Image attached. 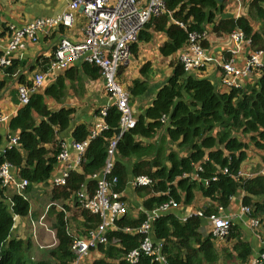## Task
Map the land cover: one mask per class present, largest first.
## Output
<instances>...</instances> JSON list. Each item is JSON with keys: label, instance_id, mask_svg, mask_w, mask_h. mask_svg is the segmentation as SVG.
Wrapping results in <instances>:
<instances>
[{"label": "trees", "instance_id": "1", "mask_svg": "<svg viewBox=\"0 0 264 264\" xmlns=\"http://www.w3.org/2000/svg\"><path fill=\"white\" fill-rule=\"evenodd\" d=\"M248 3L245 16L217 19L225 0H165L167 11L146 24L139 40L150 37L149 28L166 31L169 40L161 46V52L168 56L187 44L190 32H203V25L212 21L216 34H229L240 29L252 40L254 50H264V0H248ZM170 16L173 22H170ZM252 22L260 23L259 31L254 29ZM52 61L53 56L42 55L35 63L42 69L41 73L46 74ZM20 67H30L28 60L14 58L10 66L2 68L5 75L0 79V97ZM78 68L91 78L101 76L99 67L90 63L68 68L65 76H60L43 93L32 95L29 103L22 105L10 120L9 129L18 131V136L11 134L5 138L0 135V150L4 140H8L4 155L0 157V166L11 163L30 183L25 194L17 192L11 202L6 189L0 187V264H72L74 236L68 228L67 212L77 208L88 229L100 223L98 214L81 206L78 192L86 189L93 194L98 187L97 177L104 172L110 140L117 135L121 119V112L114 104L105 106V115L103 108L98 110L97 116L105 123L98 135L91 136L93 129L87 123L77 124L72 131L73 142H88V147L81 157V171L69 170L65 184H55L51 188L48 216L53 221L58 245L49 251L47 258L30 262L24 241L12 237L14 218L27 216L30 212L27 194L31 186L53 176L65 143L60 134L71 127L74 119V108L52 109L46 98L60 102L69 97L65 77L75 79ZM259 70L260 77L255 86L220 92L210 79L189 75L180 61L175 63L173 76L160 88L152 105L138 115L135 126L119 138L113 169L106 174L111 190L119 194L128 185L129 163L133 162V176L149 177L150 184L135 188L136 195L143 199V209L134 216L133 207L130 209L129 206L127 213L116 220V228L106 234L107 243L97 246L104 256L93 264H158L154 256L143 251L136 262L128 259L132 251L140 248L145 236L139 231L127 232L125 229L139 228L150 212L171 200L177 204H191L197 191L215 202L201 210L202 215L195 214L182 221L169 211L152 222L156 242H163L162 253L167 264H217L220 252L216 237L202 234V217L216 215L220 208L227 207L240 189L246 193L245 204L254 206L259 213L264 211V203L255 201V197L264 198V174L248 178L241 174L251 145L264 150V66ZM145 90V82L135 81L131 94L136 96ZM160 130L166 132L169 143L182 152L168 151V143L164 140L162 147L140 140L152 138ZM13 137H17V144L11 142ZM114 179L115 183L112 182ZM120 199L126 200L125 197ZM71 202L73 206H70ZM58 205L63 209L58 210ZM234 249L236 256L225 250L229 264L233 260L234 264L247 262L250 246L239 240Z\"/></svg>", "mask_w": 264, "mask_h": 264}, {"label": "crops", "instance_id": "2", "mask_svg": "<svg viewBox=\"0 0 264 264\" xmlns=\"http://www.w3.org/2000/svg\"><path fill=\"white\" fill-rule=\"evenodd\" d=\"M70 1L71 0H0V55L6 52L9 36V33L7 34L6 32L7 28L13 26L17 29H21L35 19L61 15L68 9ZM248 4V0H225L224 7L217 15V19H219L218 17L239 18L242 15L245 16L248 11ZM86 22V16L82 10L79 9L74 12V24L72 27L61 25L57 29H53L50 34L41 35L39 42H29L26 48L21 51L23 56L22 59H27L30 67L27 69L20 67L16 74H14L13 79L7 83L6 88L2 91L0 97V113L8 115L9 119L0 124L1 136L6 138L11 134L19 135L18 131L11 132L9 129L10 120L17 114L21 107L17 88L22 82L30 83L36 74L41 73L42 69L35 62H37L38 58L42 55L49 56L53 51L56 41L60 37H69L73 41L82 40L84 38ZM170 22H173L171 16ZM252 24L254 29L259 31L260 23L252 22ZM213 27L214 23L212 21L203 25V32L208 34V39L203 42V46L207 54L213 57V60L194 75L210 79L220 92H225L231 89L222 84L223 71L221 64L234 60L238 66L243 67L247 60L246 55L249 54L248 52L250 49L253 50L254 48L253 46L249 47L247 45L244 50L233 56L231 50H234L238 44L234 39L233 33L241 30L236 29L232 33L218 35L213 30ZM147 32L150 33V37L147 40H139L138 38V41L133 45V57L127 65L120 67L118 74V81L122 89L129 93L130 103L136 117L146 112L155 100L160 88L173 76L175 63L179 61V56L186 47V45H184L177 50V52L168 56L164 55L161 52V46L169 40V34L166 31L153 30L152 28L147 29ZM82 63L72 64L71 67H78ZM71 67H69V69ZM67 69L45 76V84L40 90V93H43L48 86L56 83L60 76H65V71ZM75 72V79L65 77V85L66 89L69 90V97L60 102L50 97L46 98L47 104L52 109L57 110L62 107H72L75 109L71 127L60 134V137L64 138L66 143H68L69 138L72 137V131L77 124L87 123L94 131L98 124L104 123V119L97 116L98 110L113 102L111 93L106 89L102 75L98 78H91L85 75L81 68H78ZM4 75V71L0 69V79H3ZM259 77L260 70H254L248 76H244L240 80L242 85L241 89L247 90V88L255 86ZM135 81L145 82L146 90L139 95L133 96V94H131V88ZM79 88L80 92L78 93L77 91ZM140 140L144 144L151 142L158 147H162L164 140L168 143V151L171 149L180 150L175 144L169 143L168 135L162 130L152 138H140ZM7 145L8 140L5 139L2 150H4ZM180 152H182V150H180ZM70 166L75 167L73 169L81 171L80 163L77 164L74 151H71L69 163H59L53 176L49 180L31 186L27 194L31 203L30 212L27 216H19L20 218H17V221L14 222L12 237L24 241L30 262L47 258L49 256V251L58 245V240L52 227L53 221L51 220V216H48V209L51 205L50 195L53 186L52 181L55 177L68 171ZM15 169L18 171L16 167ZM127 171L129 175L128 185L121 193V197H125L126 200H124V203L126 206L133 207L132 213L136 216L139 211L143 209V199L136 195V185H134L133 181L137 177L133 176V162L127 165ZM241 174H243L245 178L264 174V150L257 149L251 145L248 150V157L242 163ZM0 187L3 188L1 182ZM4 189H6V196L9 202H11L12 196L17 193L16 189L14 186ZM26 190H24L22 194H25ZM245 195V191L240 189L231 198L230 204L225 208H220L216 214L217 217H223L231 221L228 235L225 237H216L215 239L217 249L220 252V259L217 264H229L228 258L225 257V250H228L236 256L237 252L234 246L239 240L247 243L251 249L249 258L244 264H253V261L261 252L262 240L264 238V211L259 213L254 206L252 207L251 205L245 204L243 199ZM255 201L264 203V198L255 197ZM211 203L215 204L210 198L205 197L201 191H197L195 199L191 204L178 203L171 212L180 220L185 221L192 215H202L201 210L207 208ZM70 206H73L72 202ZM243 207H250L251 212L243 213ZM57 209L62 210L63 208L61 205H58ZM46 216L49 218L46 221L48 223L51 222L48 226L44 222ZM67 217L70 219L68 228L73 236H83L89 226L85 224V218L79 210L75 208L72 211H68ZM212 217V215L202 217L203 223L201 232L204 236L213 234ZM115 228L116 223L115 226L111 227L108 231ZM152 238L156 242L153 227ZM103 256L104 254L99 248L91 249L83 257L81 264H93L95 260ZM233 261L232 264H234ZM158 264L167 263L161 261L158 262ZM235 264L240 263L238 261Z\"/></svg>", "mask_w": 264, "mask_h": 264}, {"label": "built area", "instance_id": "3", "mask_svg": "<svg viewBox=\"0 0 264 264\" xmlns=\"http://www.w3.org/2000/svg\"><path fill=\"white\" fill-rule=\"evenodd\" d=\"M81 9L86 16L87 22L84 30V38L73 41L69 37H60L50 53L53 61L46 74L39 73L27 84H20L17 88L18 99L22 105L29 103L30 98L35 93L40 92L45 84V76L50 73L65 70L72 64L90 63L100 69L104 79L106 89L111 93L112 101L121 112V119L118 129L120 135H116L110 140L108 148V159L104 172L98 176V187L93 194L86 189L78 192L79 201L83 208L88 209L101 217L100 223L87 229L83 236H74L72 251L75 260L72 264H81L83 257L99 244H106V234L108 230L115 226L117 219L123 217L128 209L121 194L111 190V183L106 179V174L113 169L117 142L121 135L133 128L136 124V115L130 103V96L122 89L118 74L120 67L129 63L133 57V45L138 41L140 32L146 24L153 18L167 11L165 0H71L68 9L56 17L38 18L21 29L13 26L6 30L8 43L6 52L0 55V69L10 66L12 59L23 56L24 50L29 42H39L41 35L50 34L53 29L59 26L72 27L74 24V12ZM6 34V35H7ZM235 41L238 43L231 53L234 55L244 50L248 45L252 47V40L241 31L233 33ZM208 39L206 32H190L185 50L179 56V61L183 64L185 73L194 75L206 64L213 60L208 55L202 41ZM246 55V62L243 67L238 66L234 60L221 64L223 71L222 84L228 88H241L240 80L248 76L252 71L259 70L264 66V50H252ZM108 106V105H107ZM102 114H106V107ZM9 116L0 113V124L8 121ZM105 127L104 123L98 124L93 131L92 137L98 135ZM117 134V133H116ZM11 142L17 144V137H13ZM88 142L64 143L63 151L58 156L59 163L68 164L71 159V151L76 154L77 164L80 163L84 155ZM75 167L70 166L69 170ZM68 170V171H69ZM68 171L55 177L52 185L65 184ZM0 182L3 188L14 186L16 192L22 193L29 186V181L22 178L18 171L9 162L0 166ZM116 182V179L112 181ZM152 180L146 176H139L134 179L136 186L150 184ZM177 206L173 200L162 204L157 209L148 214V219L137 229L126 228L127 232H141L145 239L140 248L135 249L128 256L131 262H136L141 251L155 257L158 262L167 263L162 253L163 242H155L152 238V222L156 217L171 211ZM250 207H243V213H250ZM213 234L215 237H225L228 235L231 221L223 217L213 215ZM253 264H264V238L262 240L261 252L253 261Z\"/></svg>", "mask_w": 264, "mask_h": 264}, {"label": "water", "instance_id": "4", "mask_svg": "<svg viewBox=\"0 0 264 264\" xmlns=\"http://www.w3.org/2000/svg\"><path fill=\"white\" fill-rule=\"evenodd\" d=\"M117 135H120V129H117ZM73 143V137H70L68 140V144L69 146H71V144ZM4 150H0V157H2L4 155ZM17 218H20L19 215H17V217L15 218V221H17Z\"/></svg>", "mask_w": 264, "mask_h": 264}, {"label": "rangeland", "instance_id": "5", "mask_svg": "<svg viewBox=\"0 0 264 264\" xmlns=\"http://www.w3.org/2000/svg\"><path fill=\"white\" fill-rule=\"evenodd\" d=\"M127 207L129 208V206L127 205ZM130 209H131V206H130ZM49 218H47V216H46V218H45V220H44V222L47 224V226L49 225V224H51V222L50 223H48L46 220H48Z\"/></svg>", "mask_w": 264, "mask_h": 264}]
</instances>
